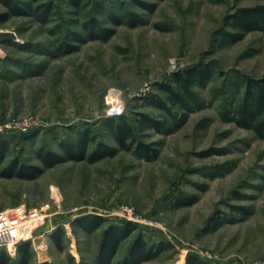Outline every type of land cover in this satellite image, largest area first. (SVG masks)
Segmentation results:
<instances>
[{
    "label": "rangeland",
    "instance_id": "1",
    "mask_svg": "<svg viewBox=\"0 0 264 264\" xmlns=\"http://www.w3.org/2000/svg\"><path fill=\"white\" fill-rule=\"evenodd\" d=\"M143 1L155 3L154 10L138 0H52L53 9L42 16L35 10L38 4L31 3L28 13L0 22V121L29 124L26 131L8 134L11 145L1 166L15 156L40 164L33 151L42 145L64 155L59 141L77 138L87 128L96 135L88 151L99 141L116 146L105 125L112 117V101L123 102L121 116L127 120L139 112L165 119V112L148 104L146 97L167 98L159 85L175 84L174 75L191 66L212 68L205 87L193 86L206 105L171 134L139 128L142 141L160 142L154 160L119 149L94 162L66 159L35 179L0 177V214L45 217L33 229L34 240H44L43 249L39 256L31 245L28 264H97L103 232L107 225L125 221L117 214L124 206H133L142 220L155 224L139 221L138 229L121 242L116 262L143 233L150 242L165 239L174 247L139 264H185L190 252L211 264H261L264 141L224 121L220 111L242 96V75L264 76V32L249 31L225 46L220 41L223 29H229V14L264 5V0ZM4 9L0 4V11ZM113 13L123 21L115 23ZM128 13L138 22L131 23ZM92 17L113 29L111 36L73 39L72 31L87 34L85 22ZM67 43L76 44L77 50L65 52ZM31 131L35 136L25 140ZM214 172L220 174L207 176ZM181 191L199 198L175 207L173 198ZM236 205L247 206L251 213H239ZM86 214L105 221L91 232L75 227L73 221ZM213 214L235 221L207 231ZM60 228L62 248L50 238ZM207 253L215 257L208 259ZM19 259L18 252L11 256L13 264Z\"/></svg>",
    "mask_w": 264,
    "mask_h": 264
},
{
    "label": "trees",
    "instance_id": "2",
    "mask_svg": "<svg viewBox=\"0 0 264 264\" xmlns=\"http://www.w3.org/2000/svg\"><path fill=\"white\" fill-rule=\"evenodd\" d=\"M79 3V0H73ZM38 4L35 10H40L42 16L51 12L52 0H0V4L5 8L0 11V22L7 20L11 16L22 15L28 13V8L32 4ZM139 5L153 11L155 3L138 0ZM28 7V8H27ZM33 10L34 12H36ZM32 12V11H31ZM115 23L122 22V16L112 14ZM131 23H137V18L133 17V13L127 14ZM226 25L229 29H223L221 34L220 46H225L241 40L244 35L252 30L264 32V5L243 7L236 12L231 13L226 18ZM85 30L87 34L70 31L73 39L83 41L85 38L108 39L113 29L100 25L96 17H92L85 22ZM59 31H63L60 29ZM66 32V36L70 34ZM70 37V36H69ZM76 44H66L65 52H73L77 50ZM30 68V67H29ZM6 71V70H5ZM14 73V72H13ZM212 77V68L209 66H191L172 78V82L160 84L159 88L167 94V98H162L156 94H150L146 97V102L153 105L166 114V118L155 117L145 112H139L134 120H127L123 116L108 117L105 125L110 129L111 137L116 141L117 145L108 144L105 141H99L91 151H88L91 142L96 141V135L92 134L89 128L83 130L80 136L71 140H60L59 147L64 155L59 152L42 145L36 148L33 153L40 164H34L22 160L19 156H15L9 162L1 166L7 158V152L10 149V140L8 134L0 133V177H17L21 179H35L47 168L64 161L66 159L87 160L94 162L105 156H114L119 149L133 151L138 157L151 161L159 156L160 142H144L139 138L138 130L152 129L156 132L168 135L181 128L187 121L191 112L201 109L206 105L204 99L200 98L193 90L194 85L205 87ZM244 91L242 96L235 104L223 105L220 116L224 121L234 122L237 126L249 129L254 132L256 137L264 141V76L253 77L247 74L242 75ZM174 107H178L182 112L174 111ZM138 123L139 127L135 125ZM36 132H27L24 139H31ZM220 153V152H219ZM220 172H214L207 176L214 178ZM202 187L201 189H205ZM198 194H187L181 191L173 198L175 207L191 205L198 200ZM236 211L243 215H248L251 210L245 205L233 206ZM105 219L96 214H86L77 217L73 221L75 227H79L86 232L94 231L99 228ZM235 219L223 218L219 214H213L208 218L205 230H216L225 222H234ZM138 229V224L132 221H124L122 223H111L106 226L101 244L99 247L96 262L97 264H139L142 261L149 260L159 256L162 252L172 249L174 244L165 239L157 242H150L143 233L131 243L123 260L116 262L114 256L121 242L128 238ZM63 229H57L50 236L53 243L58 247L63 246ZM31 242L23 241L18 245V255L20 257L17 264H28L30 255ZM0 264H13L11 257L5 251L0 249ZM41 264H54L44 261ZM185 264H211L204 260L197 253L190 252L186 258Z\"/></svg>",
    "mask_w": 264,
    "mask_h": 264
},
{
    "label": "built area",
    "instance_id": "3",
    "mask_svg": "<svg viewBox=\"0 0 264 264\" xmlns=\"http://www.w3.org/2000/svg\"><path fill=\"white\" fill-rule=\"evenodd\" d=\"M112 106L109 108V115L111 116H121L124 113L125 106L121 101H112ZM19 120H15L9 123H3L0 121V133L11 134L17 130L26 131L29 129V124L22 126ZM30 214V212H29ZM28 213H21V215L14 219L8 217L3 213L0 214V248L15 246L22 241L32 240L34 241L35 236L33 234V229L41 223L45 222V217L41 218L39 216H29ZM125 221H133L139 223V221H144L147 224L154 225L153 220H142L133 206L120 207L117 213ZM208 259H213L215 256L213 254L207 253ZM261 264H264L261 263Z\"/></svg>",
    "mask_w": 264,
    "mask_h": 264
},
{
    "label": "crops",
    "instance_id": "4",
    "mask_svg": "<svg viewBox=\"0 0 264 264\" xmlns=\"http://www.w3.org/2000/svg\"><path fill=\"white\" fill-rule=\"evenodd\" d=\"M42 235L43 234H39L38 236H37V239L38 238H41L42 237ZM27 241V240H26ZM30 241V240H29ZM23 242V241H22ZM21 242V243H22ZM20 244V243H19ZM19 244H17V245H15V246H8V247H2V248H0V249H2V250H5L8 254H9V256L11 257V256H15L16 254H17V249H18V245ZM41 244H44V240L43 239H41V241L40 242H38L37 243V241L36 240H34V241H31V245H33L34 246V249H33V251L34 250H36V252H37V254L40 256V254H41V248L43 249V245H41Z\"/></svg>",
    "mask_w": 264,
    "mask_h": 264
}]
</instances>
